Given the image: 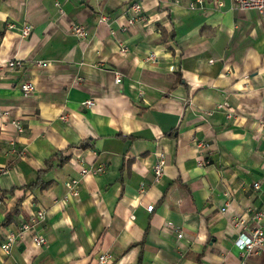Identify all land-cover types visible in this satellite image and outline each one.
I'll list each match as a JSON object with an SVG mask.
<instances>
[{
    "label": "crops",
    "instance_id": "obj_1",
    "mask_svg": "<svg viewBox=\"0 0 264 264\" xmlns=\"http://www.w3.org/2000/svg\"><path fill=\"white\" fill-rule=\"evenodd\" d=\"M138 1L146 21L129 26ZM12 59L27 66L0 80V264H100L104 253L108 264H264V251L243 260L235 246L264 210V13L231 0H0V63ZM22 82L36 91L25 97ZM13 140L24 156L9 154ZM83 166L106 172L67 198ZM39 209L44 225L7 256V235Z\"/></svg>",
    "mask_w": 264,
    "mask_h": 264
},
{
    "label": "built area",
    "instance_id": "obj_2",
    "mask_svg": "<svg viewBox=\"0 0 264 264\" xmlns=\"http://www.w3.org/2000/svg\"><path fill=\"white\" fill-rule=\"evenodd\" d=\"M233 3L234 8L241 11L246 10H255L259 13H264V0H231ZM201 3V2H200ZM218 7H223V3L218 2ZM59 6V5H58ZM196 5H191V9H195ZM130 13H133L135 16L130 17L128 19V25L133 26L138 23H144L146 21V17L143 15V7L140 1L133 3L129 8ZM100 23H108L109 18L105 15H102L99 19ZM10 29L16 28V25L10 24ZM21 36L23 39L28 38L33 32V26L30 24H24L20 28ZM72 34H74L78 38H87L88 33L86 29L82 26H75L72 29ZM127 49L122 48L121 52H125ZM151 59L154 56H150ZM36 66L46 67L47 63L45 62H35ZM27 66L23 60L20 59H12L7 61L6 63H0V80L5 73L6 70H22ZM172 70H176V67H172ZM115 82L117 84L122 83V76L120 74H116ZM20 89L25 97L33 94L36 91V86L32 82H22L20 85ZM85 106L91 108L95 105L93 101H88L84 104ZM217 111H223L227 114V118L232 119L234 114L229 111L228 103H221L216 106ZM210 115V114H209ZM2 117L9 120L10 124L16 129L17 133L21 134L24 132V128L22 124L11 118V114L9 112H3ZM205 145L201 143L199 148H204ZM9 154L22 157L24 156L25 152L19 148L16 142L10 141L9 142ZM264 155V153H263ZM167 165V157L164 152H160L158 154V160L154 165L153 172L154 176L157 180H159L163 174L165 167ZM106 172V169L103 166L97 167H82L80 175L76 178H72L65 183V187L67 189V198H77L81 192V185L83 179H85L89 175H100ZM8 170L5 168H0V174L4 175L7 174ZM254 188L259 190L260 183L256 182L253 184ZM229 197V194H226ZM3 204V200L0 199V206ZM229 207V203L226 204V207L223 208V211H226ZM154 206H149L147 210L152 212ZM252 219L256 222L255 227H253L249 232H245L240 234L237 240L235 241V246L240 250L241 256L243 260L247 257L252 255H260L264 251V229L262 227V223L264 221V210L263 211H254L251 210L249 212ZM47 219V212L44 209H39L36 214H34L27 222L23 223L19 226V228L15 232H11L7 235L5 241L1 245L2 251L7 255L11 256L13 253L14 248L20 242L21 239L25 237V235L38 227L44 225ZM236 225L239 227L245 226V221L243 219L236 220ZM179 238H182L183 235L179 234ZM36 245L38 247H44L47 244L46 238L42 236H38L36 239ZM113 259L112 255L109 253H104L99 256V263L100 264H108Z\"/></svg>",
    "mask_w": 264,
    "mask_h": 264
},
{
    "label": "trees",
    "instance_id": "obj_3",
    "mask_svg": "<svg viewBox=\"0 0 264 264\" xmlns=\"http://www.w3.org/2000/svg\"><path fill=\"white\" fill-rule=\"evenodd\" d=\"M18 213V209L15 208L14 210H12V212H10L9 214H7L5 222L3 223V226L8 225L9 223H11L13 221L14 216Z\"/></svg>",
    "mask_w": 264,
    "mask_h": 264
}]
</instances>
